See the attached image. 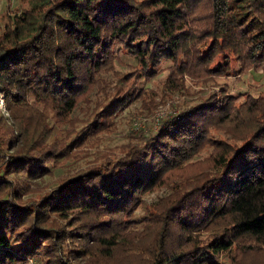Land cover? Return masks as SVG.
<instances>
[{
    "label": "trees",
    "instance_id": "16d2710c",
    "mask_svg": "<svg viewBox=\"0 0 264 264\" xmlns=\"http://www.w3.org/2000/svg\"><path fill=\"white\" fill-rule=\"evenodd\" d=\"M6 20L0 92L20 125L0 114V264L29 257L92 264L85 254L110 256L124 241L141 264L217 263L214 255L243 236L264 240V94L240 99L222 85L118 155L100 156L37 197L22 196L57 153L43 143V130L26 127L31 97L56 113L71 111L101 84L118 51L133 55L135 75H118L89 109L85 126L96 133L137 96L158 102L145 98L137 77L152 76L164 59L171 61L165 79L173 81L257 67L264 0H20ZM162 184L170 189L143 214L147 225L130 227L143 194Z\"/></svg>",
    "mask_w": 264,
    "mask_h": 264
},
{
    "label": "rangeland",
    "instance_id": "374dc122",
    "mask_svg": "<svg viewBox=\"0 0 264 264\" xmlns=\"http://www.w3.org/2000/svg\"><path fill=\"white\" fill-rule=\"evenodd\" d=\"M19 6L20 0H0V30L4 27L6 19L18 12ZM170 62L169 59L162 60L157 66V72L152 76L137 77V84L146 93L145 98L149 95L158 100L155 105H148L144 98L137 96L112 116L108 128L98 130L96 133L90 132L85 126L90 114L89 109L100 99L104 89L112 88L118 80V75H124L123 81L135 75L133 68L136 66V60L133 55L118 51L112 68L102 73L101 84L92 85L87 93L79 98L77 105L71 111L56 113L31 97V104L24 109L27 116L26 127L30 132L43 130V143L52 145L57 153L47 161L49 171L29 180L28 189L22 196L37 197L56 184L60 177L97 162L100 156L118 155L126 142L139 141L142 136L154 132L165 124L167 118L175 116L184 107L199 101L212 90H218L221 85L233 94H239L240 99L243 98L244 92L264 94V62L242 72L207 75L204 78L184 73L177 81L165 79ZM5 103L3 93L0 92V114L6 122L13 123L15 128H18L20 124L15 123L17 119L9 113ZM0 130H3L1 126ZM208 149L209 146L202 148L191 159L202 158ZM9 176L18 180L24 178L22 174L13 172H10ZM169 189L168 185L162 184L145 192L143 204L134 211L135 218L139 219L138 222L127 221V224L138 229L145 227L147 224L143 223V214L152 208L153 200ZM128 235L131 236L133 233L130 232ZM234 252L241 257L240 264H264V240L247 236L240 238L238 243H233L230 248L216 253L214 258L217 263L196 264H237L231 261V254ZM88 255L92 264L143 263L140 261L142 257H139L138 251L133 250L126 241L114 249L113 255L104 256L94 251L85 254V257ZM29 258L24 264L38 263L37 259Z\"/></svg>",
    "mask_w": 264,
    "mask_h": 264
},
{
    "label": "built area",
    "instance_id": "2783aa9c",
    "mask_svg": "<svg viewBox=\"0 0 264 264\" xmlns=\"http://www.w3.org/2000/svg\"><path fill=\"white\" fill-rule=\"evenodd\" d=\"M29 259H31V258H29ZM34 264V263H33Z\"/></svg>",
    "mask_w": 264,
    "mask_h": 264
}]
</instances>
